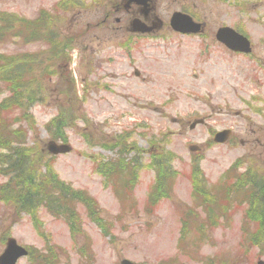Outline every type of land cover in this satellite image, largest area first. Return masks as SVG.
Wrapping results in <instances>:
<instances>
[{
  "label": "rangeland",
  "instance_id": "1",
  "mask_svg": "<svg viewBox=\"0 0 264 264\" xmlns=\"http://www.w3.org/2000/svg\"><path fill=\"white\" fill-rule=\"evenodd\" d=\"M65 1L0 0L2 12L19 18L36 21L44 13V20L55 19L51 26L52 21L47 22L49 34L57 33L69 45L56 53L48 39L26 42L15 37L0 44V53L8 56H40L34 58L37 67L27 75L32 80L38 77L39 83L26 82L23 88L33 92L29 117L17 122L21 113L13 116L14 107L3 111L0 119L8 120L2 125V140L17 137L16 128L23 125L27 145L47 149L52 137L46 125L59 107L73 110L77 121L66 131L71 151L48 154L46 160L53 157L60 179L97 203L103 224L94 222L80 201L72 203L79 215L74 223L78 233L72 234L67 221L55 218L44 206L30 216L0 200V254L6 238L14 237L31 251L18 264H120L125 258L139 264L171 260L173 264H264V242L252 244L244 235L255 230L256 223L245 215L254 191L250 194V186L231 191L227 201L219 192L233 179L228 172L236 164L234 175L251 166L264 169V146L256 140L264 141V0H151V14L162 24L141 39L125 36L133 21L125 11L132 4L128 0ZM175 11L206 23L204 35L174 32L169 20ZM226 26L250 39V56L232 54L216 40L218 29ZM15 27L23 26L17 22ZM96 34L105 40L100 48L103 58L113 60L109 72L128 78L129 88L127 83L123 87V78L109 81L113 89L98 94L92 89ZM10 87L0 81V104ZM134 100L141 102V110H134L140 113L139 121L126 105ZM197 119H205L206 125L191 129ZM224 129L233 131L231 141L215 143L213 134ZM131 132L133 142L128 143L136 151L124 152L123 144L115 145L113 138ZM109 133L113 137L108 138ZM155 145L173 155L174 175L171 198L159 199L157 207L151 204L157 171L149 164ZM192 146L200 150L193 152ZM4 151L0 149V154ZM122 162H135V171L126 170ZM106 165L129 178L133 186L118 192ZM103 168L106 177L99 173ZM195 169L201 190L218 197L214 208L195 194ZM4 181L0 176V184ZM211 208L212 215L206 210ZM36 216L40 232L33 221ZM244 223L252 228L243 230ZM187 230L193 231L185 238ZM50 246L59 249L58 257L41 262L35 249L44 252Z\"/></svg>",
  "mask_w": 264,
  "mask_h": 264
},
{
  "label": "trees",
  "instance_id": "2",
  "mask_svg": "<svg viewBox=\"0 0 264 264\" xmlns=\"http://www.w3.org/2000/svg\"><path fill=\"white\" fill-rule=\"evenodd\" d=\"M44 17V15H42ZM39 18L36 21L26 20L19 18L16 15L1 12L0 11V44L5 43L9 38L22 37L26 42L34 41H46L51 40L54 45L57 42L54 41V33L49 34V26H47V19ZM21 23L23 27H15V23ZM2 23V24H1ZM29 31V32H28ZM12 33V35H9ZM58 46H56L57 49ZM66 45L61 46V50H65ZM32 56L14 57L0 53V81L12 85L10 94L0 104V114L3 111L10 112L14 107L16 111L12 115H17V122L19 119H27L28 113H30L31 104H33V92L24 91V84L39 83V78L35 77L33 80L27 78V75L32 72L34 61ZM41 68L40 66H38ZM44 76V75H43ZM40 93L39 90H36ZM10 115V114H9ZM77 118L75 113L71 109L58 110L56 116L46 125L47 132L51 135L54 141L67 142L68 137L66 134L67 129L76 123ZM7 119H0V149L6 150L0 154V176L5 178V181L0 184V200L7 204L14 205L21 213H27L30 216H35L40 207L45 206L49 211L57 218H64L70 228L72 234L78 233L74 223L78 214L75 208H72V203L80 201L85 204L90 211L91 216L96 221H101L96 213L97 203L88 197L84 192L73 189L65 181L61 180L58 173L54 169L53 157L46 160L47 155L50 153L45 149H40L35 146H28L27 139L28 133L23 125H19L17 130V137L9 141H3L2 125L7 122ZM32 118H30V121ZM33 121V120H32ZM35 124V122H34ZM25 129V131H24ZM16 130H13L15 134ZM36 145V144H35ZM7 153V154H6ZM173 161V155L163 149L160 151V155H152L151 166L156 165L157 180L155 188L152 192L153 204L159 202V199L170 197L169 188L172 187L171 178L172 174L171 163ZM121 163V162H120ZM125 163L122 162V165ZM121 165V166H122ZM127 165V164H125ZM118 166V165H117ZM120 166V167H121ZM237 165L233 166L228 172L233 176V181H226V186L222 193V197L227 201L226 197L230 195L231 191H238L242 187L250 186V199H249V217L253 220H258L257 231L254 235H251L250 239L255 243L264 242V170L255 169L249 167L244 172L234 175V170ZM199 169L198 166H196ZM122 169H124L122 167ZM112 173L117 185V191L127 190L126 187L133 186L132 181L126 176L119 175L116 169L110 167L108 169ZM134 172V168L127 165V169ZM124 171V170H122ZM123 173V172H122ZM194 175V184L196 194L208 203L211 207L216 204V197L205 194L201 190L199 176ZM235 177V178H234ZM197 180V181H196ZM198 182V183H197ZM246 188V190H247ZM202 195V196H201ZM64 199L66 202L62 203ZM214 208V207H213ZM35 226L41 228V222L33 220ZM217 222L212 220V223ZM188 227V223L186 224ZM194 230V229H193ZM191 231H185L184 237L191 233ZM202 230V229H199ZM39 231V229H38ZM197 231V230H196ZM40 232V231H39ZM54 247H50L47 254L35 249V254L40 256L41 262H46L50 257L57 258L58 256L53 253ZM33 253V251H32ZM33 257V254H32Z\"/></svg>",
  "mask_w": 264,
  "mask_h": 264
},
{
  "label": "flooded vegetation",
  "instance_id": "3",
  "mask_svg": "<svg viewBox=\"0 0 264 264\" xmlns=\"http://www.w3.org/2000/svg\"><path fill=\"white\" fill-rule=\"evenodd\" d=\"M133 6L136 9L133 8ZM118 10H119V8H116L114 11L118 12ZM125 11L130 15V18L132 17V20L135 18H139L138 16L142 15L143 21H145L149 26H153V27L159 26L157 18L151 14L152 13L151 11L145 10V9H143V7L138 6L135 3H132L128 7H126ZM108 15H109V12L107 13L106 18H104L102 20V23L106 22ZM116 21H118V20L116 19ZM96 24L98 26V23H96ZM131 24H132V22H131ZM202 24H203V26H206V23L202 22ZM126 29H128L127 30L128 32L125 33V36L131 37V35H132V36H134L135 39H141V38L147 36V35L138 34V33L133 32L132 27L131 28L126 27ZM203 30H205V28H203ZM153 32H154V30H153ZM189 36H195V35H189ZM95 39H96L97 45H96V47L92 46L93 49H92V61H91V64H92L91 87H92V89H94L97 92V94L99 91H101V89H103V90L113 89V86L111 85V83L109 81H111V80L112 81H114V80L119 81L123 78H124V82H123V87H124L127 83L126 80L128 78L120 77L113 72H109V68L112 66L113 60H111V58H109V59L103 58V56H106V55H102L101 49H100L101 46L104 44L105 40H102V36H100L99 34L95 35ZM99 40H101V41H99ZM221 45H223V44H221ZM223 47H225V46L223 45ZM229 52L232 54H238V55L241 54V53L233 52L230 50H229ZM240 56H250V54L249 55H240ZM134 75L136 77L140 78V72L139 71L134 72ZM127 86L129 88L130 84L128 85V83H127ZM133 103H138V105L133 104ZM133 103L127 102L126 105L128 104V111L130 112V114L133 115V117L135 118L136 121H139L138 116L140 115V113L139 112L135 113L134 110L135 109L141 110V109H139L141 102L134 100ZM238 116H240V113H238ZM207 118H209V115L207 116ZM254 134H255V132H254ZM133 135H134V133H132V132L126 134L127 141H129L130 143L133 142ZM111 136L113 137V135H110V133H109L108 138H111ZM231 139H232V136H231L229 141H231ZM256 140H257V143L261 144V146H264V141H261L259 139H256ZM129 148H131L133 151H136L134 144L129 146ZM134 163L135 162H132L133 165H134Z\"/></svg>",
  "mask_w": 264,
  "mask_h": 264
},
{
  "label": "water",
  "instance_id": "4",
  "mask_svg": "<svg viewBox=\"0 0 264 264\" xmlns=\"http://www.w3.org/2000/svg\"><path fill=\"white\" fill-rule=\"evenodd\" d=\"M171 26L182 33H190L199 31L200 24H197L193 19L181 13H175L171 19ZM217 37L220 41L228 45L235 51L249 52L251 50L249 40L235 30L224 27L219 29ZM200 122V121H199ZM197 123H194L196 125ZM193 125V126H194ZM227 132H222L216 135V140L223 142ZM49 151L55 155L64 154L70 151L67 144L58 145L56 143L49 144ZM195 150V148H192ZM28 254V251L17 244L15 239H9L4 253L0 256V264H16L17 261ZM122 264H134L128 260H124ZM261 264V263H260Z\"/></svg>",
  "mask_w": 264,
  "mask_h": 264
}]
</instances>
